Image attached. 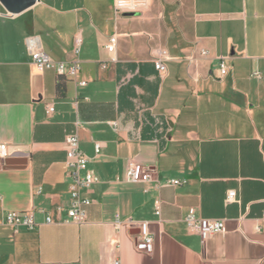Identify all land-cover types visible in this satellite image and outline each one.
<instances>
[{
    "label": "crops",
    "instance_id": "0c3cea01",
    "mask_svg": "<svg viewBox=\"0 0 264 264\" xmlns=\"http://www.w3.org/2000/svg\"><path fill=\"white\" fill-rule=\"evenodd\" d=\"M76 33L86 85L62 77L58 94V77L30 63L24 39L37 35L66 63ZM157 52L167 58L161 75ZM74 132L97 178L82 224L54 213L68 205L64 140ZM0 143L9 152L0 217L32 211L36 223L17 233L0 225V264H264V0H148L116 15L113 0H36L17 14L0 2ZM128 162L187 183L158 192L125 183ZM229 191L236 200L226 203ZM189 209L223 220L225 232L202 242L185 227ZM127 219L147 222L152 253L135 249Z\"/></svg>",
    "mask_w": 264,
    "mask_h": 264
},
{
    "label": "built area",
    "instance_id": "2783aa9c",
    "mask_svg": "<svg viewBox=\"0 0 264 264\" xmlns=\"http://www.w3.org/2000/svg\"><path fill=\"white\" fill-rule=\"evenodd\" d=\"M148 0H113L114 14L119 13H138L146 10ZM27 54L30 58V63L39 70H51L56 76L73 79L80 87L86 85L85 81L78 79L80 73V61L78 59L81 47L82 37L80 33H76L72 39L71 52L73 59L69 62H54L43 51L40 39L37 35H30L24 39ZM117 38L112 35L108 38V44L105 49L108 53L113 54L115 51ZM202 55L206 51L201 52ZM167 60L165 52H157L153 60L154 69L161 75L166 72L164 62ZM112 62L116 60L111 58ZM219 78H223L229 72V68L220 60L218 64ZM112 127H116L112 123ZM65 149V168L70 179L68 187L69 200L66 207H56L54 213L57 215L65 214V223L82 224L86 217V208L90 206L91 200L86 196V193L91 189L92 185L97 182L94 172L88 168V159L84 156L79 148V138L76 132L68 134L64 140ZM100 144L94 145V153L97 155L100 150ZM8 146L5 143H0V164L8 157ZM123 181L128 184H149L152 183L156 192L162 186L178 187L187 183L184 179L171 178L163 182H159L152 177V170L142 164L128 162ZM236 200V193L229 191L225 202L230 203ZM154 214L160 216V199L156 195L154 199ZM40 213H45V223H53V218L44 210H39ZM127 225L134 226L138 230V236L135 241V249L139 252L150 254L153 251V238L148 230L147 222L135 224L131 219L126 220ZM184 224L188 232L199 236L204 242L213 234H222L225 232L223 220L207 219L197 217L194 209H189L184 217ZM0 225L8 227L13 233H17L20 229L31 230L36 226L34 214L32 211H5L1 214ZM116 229L119 228L118 217H115ZM113 264H119L114 261Z\"/></svg>",
    "mask_w": 264,
    "mask_h": 264
},
{
    "label": "water",
    "instance_id": "95a60500",
    "mask_svg": "<svg viewBox=\"0 0 264 264\" xmlns=\"http://www.w3.org/2000/svg\"><path fill=\"white\" fill-rule=\"evenodd\" d=\"M36 0H0L6 11L10 14H17L20 11L32 6Z\"/></svg>",
    "mask_w": 264,
    "mask_h": 264
},
{
    "label": "trees",
    "instance_id": "16d2710c",
    "mask_svg": "<svg viewBox=\"0 0 264 264\" xmlns=\"http://www.w3.org/2000/svg\"><path fill=\"white\" fill-rule=\"evenodd\" d=\"M58 77V81H57V84H56V89H57V92L58 94H61L62 93V90H63V86H62V80L60 78V76H57Z\"/></svg>",
    "mask_w": 264,
    "mask_h": 264
}]
</instances>
